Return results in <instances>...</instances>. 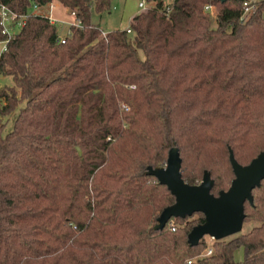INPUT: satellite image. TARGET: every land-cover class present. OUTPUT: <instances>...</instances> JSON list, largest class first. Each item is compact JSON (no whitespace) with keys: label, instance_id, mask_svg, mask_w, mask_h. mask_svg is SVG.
I'll use <instances>...</instances> for the list:
<instances>
[{"label":"trees","instance_id":"16d2710c","mask_svg":"<svg viewBox=\"0 0 264 264\" xmlns=\"http://www.w3.org/2000/svg\"><path fill=\"white\" fill-rule=\"evenodd\" d=\"M0 0L23 26L2 32L0 75V264H264V180L245 202L247 232L197 246V212L154 230L175 202L145 174L176 145L182 177H235L230 149L246 165L264 151V0H145L130 33L102 34L93 12L112 0H56L76 24L59 39L32 3ZM212 3L213 17L204 11ZM20 104L12 128L2 118ZM81 151L78 155L77 149Z\"/></svg>","mask_w":264,"mask_h":264},{"label":"water","instance_id":"95a60500","mask_svg":"<svg viewBox=\"0 0 264 264\" xmlns=\"http://www.w3.org/2000/svg\"><path fill=\"white\" fill-rule=\"evenodd\" d=\"M76 149L81 155L80 149ZM229 158L235 177L229 188L220 190L218 195L212 193L215 180L208 170H205L198 184H189L183 179L182 158L176 145L169 149L165 165L147 166L145 174L166 185L175 196V202L157 216L153 229H164L173 217L186 218L201 212L205 221L195 225L189 232L188 242L191 246H197L205 236L221 240L240 233L246 217L245 202L253 204V190L260 187L264 180V151L246 165L236 160L231 149Z\"/></svg>","mask_w":264,"mask_h":264},{"label":"rangeland","instance_id":"374dc122","mask_svg":"<svg viewBox=\"0 0 264 264\" xmlns=\"http://www.w3.org/2000/svg\"><path fill=\"white\" fill-rule=\"evenodd\" d=\"M138 2L139 0H112L111 1L112 8L110 9V11L100 12V13L93 12L91 16V21L92 23L97 24L99 26V28L102 30L103 35L112 30L125 29L129 26V22L131 18L139 11V8L137 7ZM54 6L57 5L54 4ZM46 8H48V5L43 10H45ZM31 11L32 12L34 11L36 13L41 12V10H33V9H31ZM65 12L66 14L63 13L62 7L59 6V7H55L54 11L51 10V13L49 15L51 19L58 18L57 20H59L65 16L71 19V17H69L70 12L68 11ZM215 18L216 17H213V20ZM67 30H68V25L57 23V33L59 36L66 35ZM11 85H13V82L10 76L0 77V88ZM21 106L22 104H20L8 117L2 118V121L6 122L4 133L11 130L13 120L16 114L18 113L19 107ZM254 224H255L254 222L244 223L241 232L249 231ZM235 235L229 236L227 237V239ZM206 237L208 238V236ZM208 240H209V245L212 244L214 241L213 239L210 238H208ZM234 257L235 260L238 262V264H242L244 257V251L242 247L235 251Z\"/></svg>","mask_w":264,"mask_h":264},{"label":"built area","instance_id":"2783aa9c","mask_svg":"<svg viewBox=\"0 0 264 264\" xmlns=\"http://www.w3.org/2000/svg\"><path fill=\"white\" fill-rule=\"evenodd\" d=\"M172 1L173 0L165 1L167 13L171 9L170 5H171ZM255 1H257V0H246L245 1V3H244L245 14L250 11V9H251L250 4L252 2H255ZM150 7H151V4H148L145 0H140V2L138 3L139 11L148 9ZM38 8H39V6L36 3H32L31 9L37 10ZM204 11L209 13L213 17L217 16V9H216L215 5L212 3H207L204 6ZM72 14H73V12H72ZM24 18H25V16L23 15L17 19V15L12 10H10L5 4L0 3V25L2 26V32L4 34H6L7 38H10L11 36H13L23 26ZM125 30L127 33H130V31H131L129 27L125 28ZM60 40L63 42V39H60ZM5 43H6V40H5ZM169 225L172 226L173 229H175L172 222H170ZM208 238L213 239L212 237H209V236H208ZM212 253H213V246H212V244H210L208 246V248L206 249V251L203 253V255L208 256V255H211Z\"/></svg>","mask_w":264,"mask_h":264},{"label":"crops","instance_id":"0c3cea01","mask_svg":"<svg viewBox=\"0 0 264 264\" xmlns=\"http://www.w3.org/2000/svg\"><path fill=\"white\" fill-rule=\"evenodd\" d=\"M139 2H140V0H139ZM138 2V3H139ZM138 3H137V7H138ZM54 4H56L57 6H54ZM62 7V10H63V13H65L66 14V12L65 11H68V12H70L67 8H64L59 2H57L56 0H53L50 4H48V8H46L45 10H43L45 7H47V6H43V7H39L37 10H41V14H44V15H47L48 17H49V20H50V22H52V23H54V24H56V26H57V23H60V24H65V25H68V30H67V32H66V35H64V36H59L58 35V37H59V39H64L67 35H69V27L71 26V25H74V24H76V19H75V16H74V14H72V12H70L69 14H70V16L69 17H71V19L70 18H67V16H65V17H63V18H61V19H59V20H57V19H51L50 18V13H51V10L52 11H54L55 10V7ZM34 12V11H33ZM139 12V11H138ZM137 12V13H138ZM136 13V14H137ZM64 14V15H65ZM4 48H5V41H0V53L4 50ZM0 77H2L1 75H0Z\"/></svg>","mask_w":264,"mask_h":264}]
</instances>
